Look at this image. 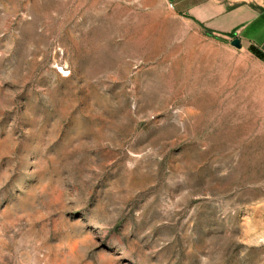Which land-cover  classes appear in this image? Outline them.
<instances>
[{
  "label": "rangeland",
  "instance_id": "1",
  "mask_svg": "<svg viewBox=\"0 0 264 264\" xmlns=\"http://www.w3.org/2000/svg\"><path fill=\"white\" fill-rule=\"evenodd\" d=\"M210 30L0 0V264H264V60Z\"/></svg>",
  "mask_w": 264,
  "mask_h": 264
},
{
  "label": "crops",
  "instance_id": "2",
  "mask_svg": "<svg viewBox=\"0 0 264 264\" xmlns=\"http://www.w3.org/2000/svg\"><path fill=\"white\" fill-rule=\"evenodd\" d=\"M187 18L215 34L240 38L244 48L264 57V0H171ZM233 39V40H234Z\"/></svg>",
  "mask_w": 264,
  "mask_h": 264
},
{
  "label": "water",
  "instance_id": "3",
  "mask_svg": "<svg viewBox=\"0 0 264 264\" xmlns=\"http://www.w3.org/2000/svg\"><path fill=\"white\" fill-rule=\"evenodd\" d=\"M232 44L237 47V48H242L243 45H242V41L240 38H235L233 41H232Z\"/></svg>",
  "mask_w": 264,
  "mask_h": 264
},
{
  "label": "trees",
  "instance_id": "4",
  "mask_svg": "<svg viewBox=\"0 0 264 264\" xmlns=\"http://www.w3.org/2000/svg\"><path fill=\"white\" fill-rule=\"evenodd\" d=\"M199 24L206 30L207 34L213 36V33H214L213 31H211L210 29H208L203 23H200L199 22ZM221 40H224V39H221ZM259 57H261L264 60V57L263 56H259Z\"/></svg>",
  "mask_w": 264,
  "mask_h": 264
}]
</instances>
